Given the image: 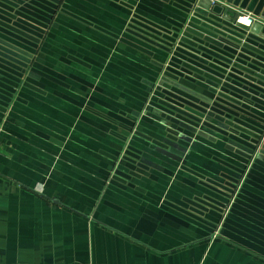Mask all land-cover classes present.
I'll return each instance as SVG.
<instances>
[{
  "label": "crops",
  "instance_id": "0c3cea01",
  "mask_svg": "<svg viewBox=\"0 0 264 264\" xmlns=\"http://www.w3.org/2000/svg\"><path fill=\"white\" fill-rule=\"evenodd\" d=\"M192 2L0 0V264H264L262 146L157 106Z\"/></svg>",
  "mask_w": 264,
  "mask_h": 264
},
{
  "label": "water",
  "instance_id": "95a60500",
  "mask_svg": "<svg viewBox=\"0 0 264 264\" xmlns=\"http://www.w3.org/2000/svg\"><path fill=\"white\" fill-rule=\"evenodd\" d=\"M192 1L185 9L189 14L186 22L182 21L166 35L172 55L164 74L169 75L167 72L170 71L176 74L172 75L173 79L197 80L203 93L196 96L191 91L186 92L197 97V102L167 93L157 106L198 125H209L205 120L209 117L225 121L230 137L240 133L254 136L251 146L256 151L264 133V123L260 129L249 124L251 117L260 118L250 112L249 106L244 105L242 100L248 98L253 101L250 104L257 107L254 103L256 96L264 98V70L260 67L263 64L259 63L264 62V45L260 42H264V27L260 28L256 23L244 26L237 21L235 11L211 0ZM245 8L264 19L260 4ZM214 50L222 55L215 54ZM245 50L257 55L250 56ZM213 60L220 67L214 66Z\"/></svg>",
  "mask_w": 264,
  "mask_h": 264
},
{
  "label": "built area",
  "instance_id": "2783aa9c",
  "mask_svg": "<svg viewBox=\"0 0 264 264\" xmlns=\"http://www.w3.org/2000/svg\"><path fill=\"white\" fill-rule=\"evenodd\" d=\"M212 3H216V0H211ZM227 5H224V7L226 8ZM229 9V8H228ZM233 10L237 13V21L241 24H243L244 26H251L253 23L260 22L259 16H256L255 14L251 13V12H247L244 10H240V9H230ZM242 18H244L245 21L241 20ZM264 142V133L261 135L260 140L258 142L257 145V150L255 151V153L261 148L262 144ZM243 178V177H242Z\"/></svg>",
  "mask_w": 264,
  "mask_h": 264
},
{
  "label": "bare ground",
  "instance_id": "6f19581e",
  "mask_svg": "<svg viewBox=\"0 0 264 264\" xmlns=\"http://www.w3.org/2000/svg\"><path fill=\"white\" fill-rule=\"evenodd\" d=\"M241 20H244V18H242ZM245 20H246V19H245ZM256 24H259V23L256 22Z\"/></svg>",
  "mask_w": 264,
  "mask_h": 264
},
{
  "label": "rangeland",
  "instance_id": "374dc122",
  "mask_svg": "<svg viewBox=\"0 0 264 264\" xmlns=\"http://www.w3.org/2000/svg\"><path fill=\"white\" fill-rule=\"evenodd\" d=\"M215 2H218V1H215ZM252 13V12H251ZM257 16V15H256ZM243 21H245V20H243ZM264 143V142H263Z\"/></svg>",
  "mask_w": 264,
  "mask_h": 264
}]
</instances>
